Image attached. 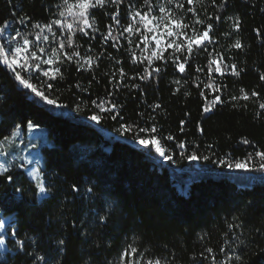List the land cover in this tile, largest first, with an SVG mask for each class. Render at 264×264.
Here are the masks:
<instances>
[{
  "label": "trees",
  "instance_id": "1",
  "mask_svg": "<svg viewBox=\"0 0 264 264\" xmlns=\"http://www.w3.org/2000/svg\"><path fill=\"white\" fill-rule=\"evenodd\" d=\"M158 2L150 0L152 11ZM57 3L0 0V27L7 21L14 34L16 29H31L34 22L47 23L53 18L49 10L55 12ZM114 7L94 10L101 32L110 23L105 12L111 13ZM120 7L125 25L129 8L148 10L144 0H124ZM188 8L185 4L186 22L193 25L196 16L204 21L202 28L211 23L215 43L208 45L207 52H194L183 74L176 70L173 52L167 49V59L153 62V67L161 68L159 75L140 80L148 63H133L128 51L143 58L135 47L139 37H133L131 45L121 37L114 48L112 41L101 42L99 32L93 39L77 33L73 39L81 54L100 57L92 71L77 72L75 64L65 63L57 65L65 70L64 79L51 81L22 73L36 85L52 83L49 94L64 105L57 108L36 98L0 65V142L17 125L26 128L29 121L45 128L49 144L41 148V175L50 189L38 201L35 183L16 163L0 174V214L9 216L13 225V238L6 240L8 251L0 264H37L35 256L46 257L49 264H120L130 246L138 250L131 259L139 258L142 264L149 259L162 264H213V260L215 264H237V255L245 264H264V172L229 174L221 172L222 167L216 169L221 158L231 162L248 153L254 156L257 149L264 151V111L258 107L264 102V82L259 81L264 73V0H227L226 7L221 0H199L193 6L195 15ZM25 16L28 22L20 25L17 21ZM230 17L240 19L238 32L231 29ZM236 40L243 50L230 47ZM216 52L226 57L224 63L246 69L240 77L231 75L230 69L223 76L213 75L214 84L224 86L220 92L203 87L209 53ZM117 59L120 64L115 63ZM119 68L125 77L119 76ZM241 88L249 93L255 90L260 97L233 101L231 97L239 96ZM216 95L224 103L203 115L205 101ZM102 98L115 103L117 109L101 112L92 101ZM157 103L161 107L153 111ZM257 112H261L259 117ZM94 114L101 117L99 123L88 119ZM122 124L131 130L122 132ZM153 124L156 133L139 132ZM146 135L160 138L176 166L162 163L153 147L137 144L136 137ZM168 135L174 139H164ZM244 138L249 145L240 143ZM181 142L184 149L178 147ZM190 155L197 159L189 162ZM249 164L258 166V158ZM73 184L78 193L72 191ZM99 216H105L107 223L100 225ZM229 225L236 227L229 229ZM84 229L90 233L87 239L80 234ZM61 238L66 240V252L57 244ZM17 240L23 242L24 251ZM208 248L213 250L211 255ZM228 256L233 259L227 260Z\"/></svg>",
  "mask_w": 264,
  "mask_h": 264
},
{
  "label": "snow or ice",
  "instance_id": "2",
  "mask_svg": "<svg viewBox=\"0 0 264 264\" xmlns=\"http://www.w3.org/2000/svg\"><path fill=\"white\" fill-rule=\"evenodd\" d=\"M124 0H59V3L55 5V12L50 14L53 16L47 23L34 22L31 24V27L38 29L35 33L34 40H30L26 34H23L19 29L14 30V34L6 35L7 30L10 25L7 21L4 22L3 26L0 27V38H4V42L0 43V65L6 67L9 72L14 76V79L21 85L23 88L30 90L36 98L42 101L44 104L49 106H55L57 108L64 107L58 103L56 98H53L49 93L53 90L54 86L52 83L41 82L40 85H36L31 82L30 79L26 78L22 73H39L42 74L47 80H56L59 77L60 80L64 79V69L59 66L54 67V65H63L68 64L76 65V71H92L97 67V61L100 59L99 56L93 55H82L78 50V45L74 44V36L79 33L82 36L89 37V39L96 38L95 34L100 33L101 42L112 41L111 47H118L120 38H124L131 45L133 43V37H139V43L135 44L136 48H140L142 59L136 55L131 49H128L130 52L133 63H144L147 61L148 67L144 69L143 73L140 74V80H147L154 78L153 74L156 76L159 75L161 68L153 67L154 60H164L167 59L164 56V52L167 49H172V63L175 65L177 71L181 74L185 73V65L189 63V57L193 55L196 51H208V45L214 44L213 40V25L208 23L203 27L202 30H198L194 25H203L204 21L202 19H195L193 25H189L182 18L176 17L169 9L161 6L159 12L161 15L159 17L152 14V5L150 0H144V4L147 6V11H140L139 9L129 8L127 11V24H123L121 21V5ZM169 4L173 3V0H167ZM188 5H194L199 2V0H186ZM223 6H227V0H221ZM115 6L114 10L111 13L105 12L106 15L110 16V23L106 26V31L101 32L97 26L96 12L94 10H105L108 6ZM177 7H183L182 5H177ZM189 12H194L192 7L187 9ZM264 11V10H262ZM219 19V17H217ZM233 21L231 29L233 31H239L241 21L238 17H230ZM157 21H159L157 23ZM20 25H24L28 22V17H21L17 21ZM191 29L192 35L188 34V30ZM59 36L63 39H57V31ZM47 33V34H45ZM118 33V35L114 34ZM148 33H151V40H149ZM260 35L261 33H257ZM49 35H51L52 40H49ZM165 38H168L165 42ZM22 41V42H19ZM51 43L53 46L50 49H47L43 44ZM16 42V43H13ZM154 42L155 47L149 49V43ZM141 45L143 47L141 48ZM231 48L243 50V45L239 40H236L230 45ZM67 49H72L71 52H68ZM91 50L89 49V52ZM150 52V54H148ZM181 53L182 55L177 57L175 54ZM226 57L222 56L219 52H216L214 55L209 53L208 64L206 66L208 79L207 82L203 85L204 88L212 89L215 92H220L223 89V85H216L213 82V75L223 76L229 69L231 70V75L235 77H240L241 73H244L246 69L238 67L235 63L226 64L224 60ZM31 61L32 63H29ZM116 64H120V60L115 61ZM47 66V67H45ZM19 69V71H18ZM198 72L204 71L202 68L196 69ZM119 76L121 78L126 76V73L123 68L117 69ZM113 79H115V73L112 74ZM94 79V77H93ZM259 81L264 82V73L259 75ZM113 80L110 79L109 83H112ZM117 85L120 84V80L115 81ZM175 83L179 84L180 81L177 80ZM76 87L79 88V82H77ZM133 88H138L139 85L133 84ZM48 91H45L44 89ZM178 91V89H177ZM109 95H112L109 92ZM187 95V93H186ZM201 96H204L205 93L203 90L200 92ZM260 97V93L253 90L250 93L245 91L244 88L240 89L239 96H232L233 101L244 100L247 101L250 98ZM264 100V97L261 98ZM92 103L101 111V112H113L117 109V105L106 99H100L99 102L93 100ZM224 101L221 99L220 95L214 96L211 101H205L202 107V114L209 115L214 112L218 104H223ZM106 105H108L106 107ZM160 104H155L153 106V111L159 109ZM259 109L264 111V102H260L258 105ZM119 113L113 115L111 118L116 119ZM256 115L259 117L261 112H257ZM122 118V117H121ZM89 120L96 123L100 122L101 117L98 115H90ZM184 121L180 122L181 128L180 131H183ZM29 129L33 127L31 121L28 124ZM19 128V125H17ZM131 130L129 125H121V131L127 132ZM158 131L155 124L152 125L150 129L140 128L139 132L148 134L156 133ZM15 132H13V136ZM164 139L169 141L173 140L172 135H168ZM136 142L144 147H153L155 152L163 157L165 160L171 159V156L166 155V149L163 144L160 142V138L156 135L148 136L141 138L140 136L136 137ZM240 143L244 145H249L250 141L247 138H244ZM180 149L185 148L183 142L178 144ZM211 147V145L209 146ZM190 160H196V155H190L187 157ZM208 159V157H203ZM254 158H258L259 165L249 167V162H253ZM219 163L226 164L227 168L230 170L251 172L258 171L264 172V151L255 150L254 156L253 153H248L244 159H235L234 163L227 161L223 158L219 160ZM42 169H34L29 175L32 180L35 181V187L37 189L38 196H48L50 189L45 180L41 179ZM8 168L0 164V174H6ZM7 179L11 181L12 176H7ZM17 192L21 189L17 188ZM72 191L74 193L79 192L77 185H72ZM88 192H92V188H88ZM99 224L104 225L107 223V218L105 216H99ZM5 225L0 223V229H4ZM75 227V226H74ZM236 227V225H229V229ZM80 234L87 239L90 233L87 229H84ZM5 243L4 238L0 236V245ZM16 243L20 246V250L24 251L23 242L17 240ZM241 244L244 243L243 240L240 241ZM57 244L62 252H66L67 243L64 238H61L57 241ZM137 247L130 246V250H126L120 257V264H125V255L129 257L127 264H141L140 260H133V257L137 253ZM206 251L211 255L213 250L211 248L206 249ZM223 252L224 249L222 248ZM27 255H32V253H27ZM142 256L143 253H140ZM227 260H232V256L226 257ZM34 260L37 264H49L48 260L44 256H35ZM237 264H245L241 259V256H235ZM57 264H60L57 261ZM145 264H162L159 259H149L145 261ZM213 264L215 261L213 260Z\"/></svg>",
  "mask_w": 264,
  "mask_h": 264
},
{
  "label": "rangeland",
  "instance_id": "3",
  "mask_svg": "<svg viewBox=\"0 0 264 264\" xmlns=\"http://www.w3.org/2000/svg\"><path fill=\"white\" fill-rule=\"evenodd\" d=\"M185 4H187L186 0H173L172 4H169L167 0H159L157 3V6L153 9L152 14L159 17L161 13L159 12V8L161 6L166 7L169 9L176 17L182 18L185 22V16L183 15V11L185 9ZM177 5H182L183 7H177ZM188 7H192L194 5H188ZM194 19H198L196 16H194ZM159 21H157L158 23ZM187 23V22H186ZM198 30H202L201 25H194ZM38 31V29L31 28L27 31L23 30L22 33L26 34L30 40H34L35 33ZM57 31V39L59 38V32ZM12 34L10 30L8 29L6 32V35ZM47 34V33H45ZM188 34L192 35L193 33L191 32V29L188 30ZM149 40H151V33H148ZM140 39V38H139ZM168 38H165V42ZM49 40H52L51 35H49ZM4 42V38H0V43ZM22 42V41H19ZM16 43V42H13ZM43 44V42L41 41ZM43 46L47 49H50L53 45L51 43L48 44H43ZM149 49L155 47L154 42L149 43L148 45ZM169 50V49H168ZM172 52L173 50L170 49ZM29 63H32L29 61ZM57 65H54L56 67ZM47 67V66H45ZM19 71V69H18ZM27 75H34V74H39V73H26ZM42 76V74H39ZM29 124V123H28ZM28 124L26 125V128H22L19 126V128H15L10 137L4 139L3 141L0 142V164L5 165L7 168L11 163H16L20 167L25 168L26 173L28 177L31 179L29 173L34 170V169H41L42 164H43V159L41 155V148L45 145L49 144V140L47 137V131L45 128L34 126L29 129ZM13 132H15V135L13 136ZM138 144V143H137ZM140 147H144L140 144H138ZM154 149V148H153ZM166 155H168V152L166 151ZM160 161L162 163H169L171 166H176L175 161L173 158L169 160H165L163 157H161L158 154ZM195 160H189V162H194ZM234 163V161H231ZM223 168V170H220L221 172L229 173V174H250L249 172H244V171H237V170H230L227 168L226 164H221L219 163L216 167L218 168ZM249 167H253V165L249 164ZM41 175V173H40ZM233 180L235 177H231ZM41 179H43L41 175ZM34 183L35 181L32 180ZM182 192L184 189L181 190ZM46 196H38L37 199L38 201H41L45 198ZM0 223H3L5 225L4 229H0V236L4 238L5 243L3 245H0V258L3 259L5 253L8 251L6 247V240L8 238H13V225L11 223V218L9 216L3 217L0 214ZM140 260L139 258H137ZM135 259V260H137ZM141 261V260H140ZM125 264H127L125 262ZM142 264V263H141Z\"/></svg>",
  "mask_w": 264,
  "mask_h": 264
}]
</instances>
